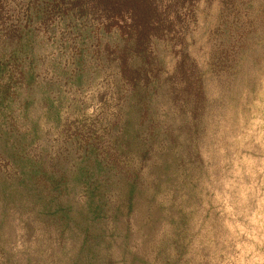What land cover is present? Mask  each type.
Segmentation results:
<instances>
[{
	"label": "trees",
	"instance_id": "obj_1",
	"mask_svg": "<svg viewBox=\"0 0 264 264\" xmlns=\"http://www.w3.org/2000/svg\"><path fill=\"white\" fill-rule=\"evenodd\" d=\"M90 5L0 0V264H190L207 123L235 93L210 75L245 77L251 50L211 48L177 101L163 57ZM105 74L116 108L91 116Z\"/></svg>",
	"mask_w": 264,
	"mask_h": 264
},
{
	"label": "rangeland",
	"instance_id": "obj_2",
	"mask_svg": "<svg viewBox=\"0 0 264 264\" xmlns=\"http://www.w3.org/2000/svg\"><path fill=\"white\" fill-rule=\"evenodd\" d=\"M87 1L109 25L123 23L135 45H146L151 59L163 57V75L177 101L192 91L194 70L203 66L211 48L242 51L246 38L251 53L239 64L247 75L234 70L210 75L212 93L225 87L235 93L229 92L207 123L205 188L192 221L188 259L190 264H264V0ZM60 51H52L53 62ZM110 83L105 74L82 91L81 101L87 103L82 111L95 117L113 112ZM55 136L47 131L52 148Z\"/></svg>",
	"mask_w": 264,
	"mask_h": 264
}]
</instances>
